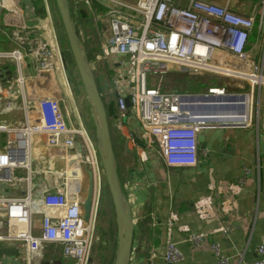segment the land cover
<instances>
[{
	"label": "built area",
	"instance_id": "1",
	"mask_svg": "<svg viewBox=\"0 0 264 264\" xmlns=\"http://www.w3.org/2000/svg\"><path fill=\"white\" fill-rule=\"evenodd\" d=\"M4 1L0 0V10ZM73 1L74 11L81 5L93 14L101 54L111 71L118 113L121 118H134L140 126L144 145L141 162L147 161L148 150L169 168L194 167L203 130L255 125L264 132V47L258 51L264 41V0H251V14L240 12L230 0L224 4L211 0ZM10 39L15 47L0 52V59L11 61L15 67L23 120L0 121V134L5 137L4 144L0 143V241L18 245L20 258L27 261L53 245L60 247L63 257L72 264H90L97 211L105 192L96 143L76 108H68L63 98L42 96L31 98V103L26 100L27 59L37 77L44 72L53 75L57 69L49 40L35 27L15 28ZM54 46L59 52L57 40ZM171 72L219 74L241 80L248 91L228 93L225 87L210 88L207 96L224 104L218 106L221 110L192 114L193 103L185 95L164 92L160 84L153 83ZM13 94L3 97L1 116L15 110L17 97ZM209 102L205 105L210 106ZM42 140L60 153L43 156L39 150ZM70 149L74 153H69ZM52 157L64 159V172L55 171L52 165L43 166L44 160ZM88 171L93 177L92 204L88 219H84L83 177ZM243 186L241 178L228 191L238 195ZM196 204L197 214L205 222L215 216L210 197ZM224 209L232 207L226 203ZM176 221V213L170 212L165 264L183 260L171 238ZM179 230L188 232L189 228L181 226ZM220 230L228 232L227 227ZM205 237L204 233L189 234L188 241L197 246ZM210 249L217 264L228 263L217 244L212 243ZM255 254L250 264H264L263 244L256 247Z\"/></svg>",
	"mask_w": 264,
	"mask_h": 264
},
{
	"label": "crops",
	"instance_id": "2",
	"mask_svg": "<svg viewBox=\"0 0 264 264\" xmlns=\"http://www.w3.org/2000/svg\"><path fill=\"white\" fill-rule=\"evenodd\" d=\"M239 6L235 4L233 7L245 12L242 8L246 7ZM43 7L45 15L41 18L36 13L34 0L4 1L0 10V33L5 42L1 44L0 52L14 48L10 32L20 27L38 28L44 38L51 40L50 45L52 41L55 44V20L44 2ZM245 13L251 14L253 11ZM73 14L81 38L83 41L87 40L86 51L98 55L100 45H92L93 38L96 37L94 35L99 36L98 26L92 20V12L79 5ZM4 70L6 74L9 73L6 68ZM26 72L31 98L58 96L66 99L63 104L68 108L75 109L68 84L54 80L51 75L56 92L42 89V79L35 75L29 59ZM93 73L97 86L105 95L111 135L113 130L118 133L114 139L118 176L134 220L129 264H165L163 255L167 240V219L172 211L176 213L177 221L171 238L183 257L176 264H217L210 249L212 243L217 244L221 254L228 258L227 264L253 262L256 259V247L264 245V132L261 128L254 125L246 129L203 130L198 137V160L194 167L169 168L161 158L148 150L147 161L141 162L139 155L144 148L139 145L142 143L140 126L134 118L120 117L115 93L110 92L111 71L107 63L104 61L100 69L95 67ZM262 107L263 100L260 110ZM217 110L221 108L218 107ZM81 121L83 122L82 118ZM39 150L43 156L60 153L48 147L43 140L39 143ZM241 178L244 180L241 192L238 195L230 193L228 188ZM207 197L212 201L215 216L205 222L197 214L195 207L198 200ZM226 203L232 210L224 209ZM181 226L188 227L189 231L179 230ZM224 227L228 228L227 233L220 230ZM197 233H204L206 237L199 245L194 246L188 241V237L189 234L191 236ZM19 251L18 245L0 241V264H72L71 260L63 257L58 246H47L39 256L28 261L20 258Z\"/></svg>",
	"mask_w": 264,
	"mask_h": 264
},
{
	"label": "rangeland",
	"instance_id": "3",
	"mask_svg": "<svg viewBox=\"0 0 264 264\" xmlns=\"http://www.w3.org/2000/svg\"><path fill=\"white\" fill-rule=\"evenodd\" d=\"M77 1L80 2V0H77ZM219 1H226V0H219ZM48 2L49 0H45L46 5L49 6L51 13L53 14L54 20L58 21L59 15L53 5V2L50 3L51 6ZM73 2H74L73 0H69V6L71 8L72 16L74 15L73 14V11H74ZM231 2L234 5L235 4L240 5L239 6L240 8L245 6L246 8H242V10H244L245 12H251L253 10V3L251 0H230V4ZM59 24H60V20H59ZM92 27H95V26L92 25ZM92 31L94 32L93 28H92ZM94 36L96 37L93 38L94 41L92 45L94 46L96 43L100 45L101 44L100 36H97V35H94ZM57 39H58V36H56V40ZM61 40H62V46H60L59 41H58L59 54H61V56L64 57L69 71L67 73H64L61 63H60V65L57 66V69L55 70V72H53L52 76L54 80L63 81L64 84L66 85L69 82V87L73 95L74 107L76 108L79 117L82 118L84 126L87 128L89 133L92 135L93 130H92L91 117H90L89 103L87 101L86 95L84 93L81 82L79 80V77H78V74L75 68V64L73 62V59H72V56H71V53H70V50L67 44V40L64 37L63 33H62ZM10 41L15 47V44L13 43V41L11 39ZM251 41L253 42L254 38H252ZM3 42H5V39L2 37V33H0V46ZM81 42L83 44L84 49L86 50L87 40L83 41V39L81 38ZM263 47H264V41H262L259 44L258 51L263 50ZM100 48L101 46H99V49ZM6 51H10V50H1V52H6ZM98 53H99L98 55H95L93 53H88L86 51V55L88 56L90 60L93 72H94L95 67L98 66V69H100L104 65V59L101 54V49L99 50ZM256 61L260 63V58L257 57ZM4 68H6V70H8L9 73L6 74ZM0 73H2V77H0V88H1L0 90L1 91L0 92V110L3 107V102H4L3 97L8 96L11 92L14 93L13 95L17 97L15 110L9 114H5L2 116L0 115V121L21 123L23 120V112L21 109L22 108V96L20 94V89L16 82L15 67L13 63L6 59H0ZM67 78L69 79V81L67 80ZM153 83L160 84V87L164 92H177V93L185 95L186 99L189 100L190 103H193V106L190 108V112L192 114H198V113L201 114V113H209V112L217 111V108L214 106L202 105V103L204 102L215 100L213 97L207 96L208 89L210 88L225 87L228 93H231V92L243 93V92L248 91L247 84L242 82L241 80L228 78V77H224L222 75L213 74V73H204L201 75H189V74L181 73V72H171L165 75L164 77H162V79L159 80V83H158V80H155ZM239 86H244V89L242 90L239 89ZM98 89H99V92H100V95L103 101H105V95L103 91L101 90L99 86H98ZM110 92L113 94V89L111 86H110ZM29 93H30L29 84L27 83V80H26L24 95L26 97L27 102L31 103V97L29 96ZM117 136H118V133L113 130V134L111 135L113 146H114V142H116L114 139ZM92 138L94 140V137ZM4 139L5 137L0 134V143L2 145L4 144ZM118 153L120 152L118 151ZM98 161H99V158H98ZM32 168L33 170L36 169L34 161L32 163ZM102 182L105 185L103 172H102ZM83 185H85V190H86L87 185H88V177H85V175L83 177ZM104 190H105V193L99 203V207L97 211L96 227H95L96 238H95L92 251H91V255H90V264H114L116 243H117L115 216H114V211H113V205L107 193L106 186H104Z\"/></svg>",
	"mask_w": 264,
	"mask_h": 264
},
{
	"label": "water",
	"instance_id": "4",
	"mask_svg": "<svg viewBox=\"0 0 264 264\" xmlns=\"http://www.w3.org/2000/svg\"><path fill=\"white\" fill-rule=\"evenodd\" d=\"M53 2L59 15L60 24L63 28L79 80L89 103L93 137L96 143L100 166L103 171L107 193L113 205L117 237L114 264H129L132 251L134 220L130 204L123 192L118 176L117 159L112 142L106 105L100 95L90 60L86 55L79 31L73 20L69 0H53ZM60 60L64 73H67L68 67L64 57L61 56ZM40 78L42 79L40 83L42 89H52L54 93L56 92L50 73L44 72L40 75ZM67 80L69 81L68 78ZM126 102L129 105V101L127 100ZM139 145L142 148L144 147L142 143H139ZM126 148L128 149V147ZM77 150L81 152L79 143L77 144ZM34 153L37 154V151H34ZM69 153H74V150L70 149ZM49 165H52L53 169L57 172L62 173L65 171V161L60 157L46 158L43 166L47 168ZM87 177L88 185L82 202L84 219H88L92 204V173L88 171Z\"/></svg>",
	"mask_w": 264,
	"mask_h": 264
},
{
	"label": "trees",
	"instance_id": "5",
	"mask_svg": "<svg viewBox=\"0 0 264 264\" xmlns=\"http://www.w3.org/2000/svg\"><path fill=\"white\" fill-rule=\"evenodd\" d=\"M53 2V0L51 1V0H49V4L50 3H52ZM34 4H35V8H36V13L39 15V16H41V18L42 17H44V15H45V12H44V7H43V0H34ZM53 5H54V7H55V4H54V2H53ZM50 6H51V4H50ZM55 9H56V7H55ZM70 10H71V8H70ZM43 12H44V14H43ZM74 19V18H73ZM60 20V19H59ZM59 20L58 21H56L55 20V25H56V32H57V36H58V41H59V44H60V46H62V40H61V37H62V33H63V35H64V37H65V34H64V32H63V28H62V26L59 24ZM75 22V21H74ZM77 28V27H76ZM79 31V30H78ZM80 34V33H79ZM66 38V37H65ZM80 38H81V35H80ZM61 48H63V47H61ZM68 71H69V69H68ZM91 135V134H90ZM91 137H93V133H92V135H91ZM105 193V192H104ZM103 196H104V194H103ZM103 198V197H102Z\"/></svg>",
	"mask_w": 264,
	"mask_h": 264
},
{
	"label": "bare ground",
	"instance_id": "6",
	"mask_svg": "<svg viewBox=\"0 0 264 264\" xmlns=\"http://www.w3.org/2000/svg\"><path fill=\"white\" fill-rule=\"evenodd\" d=\"M49 41H51V40H49ZM54 42L52 41V45H53V47H54V50H55V54H54V60H55V63H56V67L58 66V65H60V62H61V60H60V55H59V52L57 51V49H56V47L54 46V44H53ZM199 105H201V104H199ZM202 105H204V103H202ZM208 105H214V106H219V105H224V104H218V102L217 101H212V102H209L208 103Z\"/></svg>",
	"mask_w": 264,
	"mask_h": 264
}]
</instances>
